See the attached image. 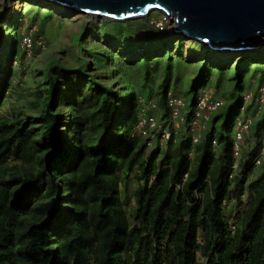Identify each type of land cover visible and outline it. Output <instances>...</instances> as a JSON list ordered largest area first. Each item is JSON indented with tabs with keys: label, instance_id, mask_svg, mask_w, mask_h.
<instances>
[{
	"label": "trees",
	"instance_id": "obj_1",
	"mask_svg": "<svg viewBox=\"0 0 264 264\" xmlns=\"http://www.w3.org/2000/svg\"><path fill=\"white\" fill-rule=\"evenodd\" d=\"M12 45H21L17 32ZM0 72V264H264V167L254 166L264 112L253 120L246 139L252 145L237 161L233 132L243 104L237 88L213 93L225 105L210 118L192 161L182 132L165 149L147 153L135 130L142 99L129 86L117 94L85 71L59 67L46 79L42 112L28 118L40 122L34 139L28 120L13 121L10 67ZM71 75L77 85L63 89ZM201 86L184 95L190 113ZM167 93L161 88L157 100L165 111ZM59 103L66 104V119L55 109ZM35 157L36 171H7L10 159ZM255 168L261 173L247 184ZM133 171L138 181L130 209L121 188Z\"/></svg>",
	"mask_w": 264,
	"mask_h": 264
},
{
	"label": "rangeland",
	"instance_id": "obj_2",
	"mask_svg": "<svg viewBox=\"0 0 264 264\" xmlns=\"http://www.w3.org/2000/svg\"><path fill=\"white\" fill-rule=\"evenodd\" d=\"M127 21L132 22L130 26H126ZM176 28L174 18L161 11L116 22L75 13L46 0H0V71L8 66L11 69L13 121H27L40 115L48 98L46 79L55 75L53 68L58 67L72 72L85 71L117 94L127 85V89L129 86L140 95L141 107L151 100H159L161 88L165 87L167 95L187 96L191 85H196L195 92L203 85L221 96L232 93L234 88L241 95L246 91L255 95L264 86L263 45L244 52H216L190 36L176 33ZM14 32L21 39V45L15 48L12 47ZM29 34L33 45L26 49L22 38ZM134 56L137 57L131 62ZM20 69L24 73L21 79L16 75ZM77 80L78 76H69L62 81V88L74 86L75 81L77 85ZM145 92L149 95L145 96ZM65 105L59 103L55 109L61 110L66 119ZM232 110L235 111L234 106ZM227 121L224 117L219 122V135L223 134ZM40 127V122L30 119L25 129L32 130L36 139ZM251 145V139L246 140L243 152ZM6 165L9 172L23 173L39 168L38 157L10 159ZM260 173L261 169L255 168L247 184ZM137 174L131 172L126 190L121 188L128 197L130 209Z\"/></svg>",
	"mask_w": 264,
	"mask_h": 264
},
{
	"label": "water",
	"instance_id": "obj_3",
	"mask_svg": "<svg viewBox=\"0 0 264 264\" xmlns=\"http://www.w3.org/2000/svg\"><path fill=\"white\" fill-rule=\"evenodd\" d=\"M75 13L122 21L162 11L176 17V33L213 50L264 46V0H46ZM4 94V93H3ZM3 96L0 97V102Z\"/></svg>",
	"mask_w": 264,
	"mask_h": 264
},
{
	"label": "built area",
	"instance_id": "obj_4",
	"mask_svg": "<svg viewBox=\"0 0 264 264\" xmlns=\"http://www.w3.org/2000/svg\"><path fill=\"white\" fill-rule=\"evenodd\" d=\"M31 34L22 38V46L26 49L32 47ZM243 104L240 107V114L235 119L233 132V154L238 161L242 156V147L247 137L251 136L253 120L264 112V86L260 87L255 95L246 91L243 96ZM225 105L222 98L215 96L207 89L199 92L195 107L190 113L187 108V100L182 95L169 93L166 100L167 110L165 111L158 102L151 100L142 105L135 130L142 136L146 145L147 153L159 148L165 149L173 139L176 141L177 135L182 132L190 139L192 149L190 159L195 157L194 147L197 146L207 130L210 118L215 112ZM253 109V113H248ZM213 146L217 145L216 140L212 141ZM254 166L264 167V130L258 143V154L254 160ZM237 162L232 166L231 175H236L238 170ZM188 178V173L184 174L183 181Z\"/></svg>",
	"mask_w": 264,
	"mask_h": 264
},
{
	"label": "bare ground",
	"instance_id": "obj_5",
	"mask_svg": "<svg viewBox=\"0 0 264 264\" xmlns=\"http://www.w3.org/2000/svg\"><path fill=\"white\" fill-rule=\"evenodd\" d=\"M44 1H45V0H44ZM161 12H162V11H161ZM174 21H175V24H177V23H176V17H175V16H174ZM175 26H176V25H174V28H175ZM207 46H208V45H207Z\"/></svg>",
	"mask_w": 264,
	"mask_h": 264
},
{
	"label": "crops",
	"instance_id": "obj_6",
	"mask_svg": "<svg viewBox=\"0 0 264 264\" xmlns=\"http://www.w3.org/2000/svg\"><path fill=\"white\" fill-rule=\"evenodd\" d=\"M250 114L253 113V109H249Z\"/></svg>",
	"mask_w": 264,
	"mask_h": 264
},
{
	"label": "clouds",
	"instance_id": "obj_7",
	"mask_svg": "<svg viewBox=\"0 0 264 264\" xmlns=\"http://www.w3.org/2000/svg\"><path fill=\"white\" fill-rule=\"evenodd\" d=\"M163 13H164V12H163ZM147 15H148V14H147ZM147 15H145V16H147ZM145 16H144V17H145ZM140 18H141V17H140ZM119 21H120V20H119Z\"/></svg>",
	"mask_w": 264,
	"mask_h": 264
}]
</instances>
